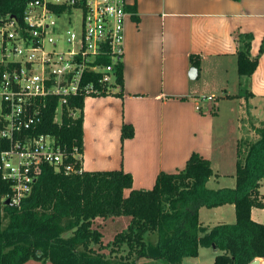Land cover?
I'll list each match as a JSON object with an SVG mask.
<instances>
[{
  "label": "trees",
  "instance_id": "trees-1",
  "mask_svg": "<svg viewBox=\"0 0 264 264\" xmlns=\"http://www.w3.org/2000/svg\"><path fill=\"white\" fill-rule=\"evenodd\" d=\"M28 1L0 0V15L10 13L20 19ZM251 40L248 32L235 36L239 92L224 98L253 96L244 79L255 71L264 43L259 54L252 56ZM189 63L198 70L199 56L190 55ZM114 69L115 84L121 86L122 61ZM75 105L80 108L77 117L64 112L59 124L53 121V102L43 110L37 132L51 133L62 146H75L81 154L83 99L77 98ZM256 133L255 140L237 141L234 187L209 188L207 182L215 174L210 160L197 152L190 154L183 169L160 172L153 187L146 190L133 189L132 175L121 169L66 173L42 164L30 194L19 206L5 203L11 184L0 175V264H24L30 259L52 264H129L132 258V264L139 258L181 264L184 258L196 257L200 247L212 246L217 251L213 264H249L264 258V222L251 218L252 208L264 209V193L259 191L264 180V126ZM132 136V125L123 123L121 139ZM6 145L0 138V153ZM225 204L234 205V222L210 228L202 225L200 207ZM121 215L130 216L127 228L103 244L95 218ZM148 234L156 235L154 242L148 241ZM94 244L109 248L110 253L125 248L126 253L110 260Z\"/></svg>",
  "mask_w": 264,
  "mask_h": 264
},
{
  "label": "crops",
  "instance_id": "crops-1",
  "mask_svg": "<svg viewBox=\"0 0 264 264\" xmlns=\"http://www.w3.org/2000/svg\"><path fill=\"white\" fill-rule=\"evenodd\" d=\"M125 1L130 15L124 25L123 82L112 93L83 100L82 169H121L132 175L133 189L146 190L160 172L183 169L190 154L197 152L210 160L216 175L208 182L220 185L222 177H229L230 184L225 185L234 187L237 141L257 139L256 129L262 126L245 124L241 118L223 122L218 115L223 101L216 106L215 100L237 98H224L239 89L235 36L251 33L250 52L257 55L254 46L264 38V0ZM262 54L255 71L244 79L253 94L244 99L246 106L264 98V85L259 83L264 72ZM190 55L200 58L194 78L189 77ZM123 123L132 125V137L121 139ZM211 209L220 217L235 216L233 204ZM200 210L199 221L210 228L200 220ZM128 217L123 219L124 227ZM251 218L264 222V209L252 208ZM104 219L95 218L100 231ZM201 249L211 250L213 264L217 253L213 247H200L193 257L197 262L184 258L181 264H200ZM24 264L52 263L30 259Z\"/></svg>",
  "mask_w": 264,
  "mask_h": 264
},
{
  "label": "built area",
  "instance_id": "built-area-1",
  "mask_svg": "<svg viewBox=\"0 0 264 264\" xmlns=\"http://www.w3.org/2000/svg\"><path fill=\"white\" fill-rule=\"evenodd\" d=\"M125 0H30L22 18L0 15V175L19 206L41 165L80 173L77 147L37 132L43 110L56 101L53 121L77 117V98L112 93L114 64L122 61ZM74 104V105H73ZM260 264H264L263 261Z\"/></svg>",
  "mask_w": 264,
  "mask_h": 264
},
{
  "label": "rangeland",
  "instance_id": "rangeland-1",
  "mask_svg": "<svg viewBox=\"0 0 264 264\" xmlns=\"http://www.w3.org/2000/svg\"><path fill=\"white\" fill-rule=\"evenodd\" d=\"M262 43H264V38L255 44L254 53L259 54V47ZM251 49H253V46H251ZM252 53H253V50H252ZM259 83L261 87L264 85V72L260 74ZM237 92H239V89H237ZM216 99H218L217 101L215 100L216 106L218 105L220 101H223L220 106L219 114H218L223 122L227 123V121L241 118L245 124L252 123V125H255V126L264 125V98H256L255 100H252V102L248 106H246V102L244 99L242 100L238 97L235 98L234 100H222L221 98H216ZM211 100H213V98H211ZM220 182H222L220 183L221 187H230V186L225 185V184H230L229 177H222ZM220 185H217L212 180H210V182L207 183V186L210 188L217 187ZM260 189H264V182L262 183ZM128 218L129 217L127 215H122L120 217L119 216H116L113 218L108 217V218H105L103 221H101L103 223L101 227L102 243L103 244L108 243L112 239L115 233L123 229H126L127 225L124 227L123 219L127 220ZM234 219H235V216H233L232 218L229 215L220 217L219 213L213 209L201 207V210H200V220H202L204 224H208L210 227L214 226L215 224H218V222L232 223L234 222ZM66 236H68V234H66ZM155 236H156L155 234H148L147 236L148 241L154 242ZM94 247L95 248L97 247V249L101 253H103L106 256V258H109L110 260H115V259L117 260L120 255L122 256V255H125L126 253L125 248L120 250L118 253H110L109 248H105V249L102 247L99 248V246L96 244H94ZM211 257L212 256H211L210 249H201V253L199 254L198 259L199 260L202 259L200 261V264H212ZM133 259L134 258H132L131 262H128V263L132 264ZM124 261L125 259L123 260V262ZM186 261H192L191 263H195L198 260L194 259L193 257H188L186 258ZM135 264H165V263L163 262V260H150L147 258H139L136 260Z\"/></svg>",
  "mask_w": 264,
  "mask_h": 264
},
{
  "label": "water",
  "instance_id": "water-1",
  "mask_svg": "<svg viewBox=\"0 0 264 264\" xmlns=\"http://www.w3.org/2000/svg\"><path fill=\"white\" fill-rule=\"evenodd\" d=\"M196 74H197V69H195V68H190V70H189V77L194 78V77L196 76ZM5 203H6V204H9L10 202H9L8 199H6V200H5ZM212 247H213V246H212ZM260 262H261L260 259L255 258V259H253L249 264H260Z\"/></svg>",
  "mask_w": 264,
  "mask_h": 264
}]
</instances>
